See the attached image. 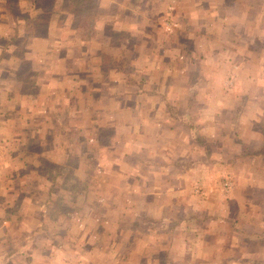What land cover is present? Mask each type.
<instances>
[{"label":"rangeland","instance_id":"1","mask_svg":"<svg viewBox=\"0 0 264 264\" xmlns=\"http://www.w3.org/2000/svg\"><path fill=\"white\" fill-rule=\"evenodd\" d=\"M58 1L54 11L52 7L47 23L28 27L29 20L24 21L23 15L33 11L38 0H0V222L9 219L13 223L10 232L14 244L18 237L26 236L31 258H38L35 264H46L47 258L53 257V243L62 238L67 240L68 233L72 241L80 240L83 232L80 220L89 222L90 226L94 224L90 230L95 234L104 229L103 225L115 220V213L108 209L109 201L116 198L112 195L115 180L110 181L111 176L104 174L107 170L104 164L110 163V173L115 171L113 166L114 169L117 166H112V161L116 158L112 153L124 157L126 154L123 153L128 150H124L123 145L118 149L120 141L128 138V126L123 124L128 121V115L115 118L112 111L130 106L132 98L118 93L129 94L133 87L132 84L125 87L122 80L118 82L109 69L122 66L126 70L127 64L136 67L148 59L154 43L145 44L147 30L160 29L167 35L166 46H180L175 47L178 52L174 64L184 66L178 70V75L169 72L164 76L172 77L171 80L175 76L180 78L173 88L170 85L165 92L162 88L156 96L143 99L146 109L141 113L144 116L150 108L151 123L169 117L164 115V108L176 109L184 102L192 105L196 122H199L198 117H204V122L211 123L216 104L214 100L211 103L205 101L201 95L213 93L219 97L217 99L226 97L229 102L226 109L230 115L216 130L220 136L227 130L231 132V113H237L239 109L237 99L264 92V0H89L92 2L90 26L84 30L79 27L77 33L81 34L75 35H70L65 30L68 25H64L70 24V18L66 19L64 15L69 0ZM19 11L23 15H18ZM152 12L154 17L150 16ZM100 14V26L94 32L91 30L94 17ZM124 14L133 16L125 17L127 25L143 29L137 30L138 33L133 29L113 30L111 26L120 25L119 15ZM115 16L117 20H114ZM71 18V26L75 28L76 21ZM106 24L108 27L103 26ZM32 33L36 38L28 40ZM16 46L22 48L21 55L25 47L29 51L25 55L32 61L28 65L30 71L24 67L28 61L24 66L19 62V47L17 51L13 50ZM249 48L255 51L251 52ZM117 53L118 58L114 60ZM167 53L165 50L161 57L165 59ZM101 62L104 68L99 71ZM66 64L69 67H65ZM212 64H215V70H209ZM234 64L238 68H233ZM199 70L202 75L198 74ZM27 72L28 77L24 78ZM31 75L35 84H24ZM90 87L98 90L101 99L96 101L90 96ZM146 88L154 92L149 85ZM162 93L167 97L166 101L159 99ZM113 94L115 97L109 100ZM201 104L204 116L198 114ZM247 117H240L238 125L243 126ZM114 123H117L116 133ZM256 133L257 130L246 136L253 138ZM117 143L118 147L114 149ZM130 144L141 155L161 160V154L147 145L144 136H138ZM130 144L126 146L131 147ZM98 145L104 149L99 150ZM204 145L209 150L213 147L210 141ZM219 149L223 155H229L228 144ZM53 161L58 163L54 165ZM61 166L63 169L59 168ZM118 175L112 173L113 177ZM119 198L124 204L126 198L130 199L126 195ZM198 203L193 197L184 201L182 217L189 218L193 212L207 216L211 206L205 203V211L199 212ZM219 203L223 204L218 198L213 200V205ZM257 204H261V199ZM72 224L75 227L69 231ZM61 229L62 237L59 235ZM181 229L175 228L173 233L184 242L175 244L171 253L180 260L184 254L197 252L192 242L193 229ZM90 230L86 227L84 235H91ZM198 260L197 264L202 262ZM195 262L191 259L189 264Z\"/></svg>","mask_w":264,"mask_h":264},{"label":"crops","instance_id":"2","mask_svg":"<svg viewBox=\"0 0 264 264\" xmlns=\"http://www.w3.org/2000/svg\"><path fill=\"white\" fill-rule=\"evenodd\" d=\"M58 2L55 0L53 11L57 8ZM36 12L35 7L26 15H23L22 11H19L18 15H23L26 21ZM65 12H67L64 14L65 18H70V24L64 23L68 25L65 30L70 35L81 34V32L77 33L80 31L78 28L71 26L72 15L68 9ZM151 14L150 16H155V13ZM98 17L97 15L94 17V28L91 29L94 32L99 29L102 14ZM125 17L133 16L119 15L120 25H112L111 28L115 31L116 28L118 31L133 29L137 33V30L143 29L141 26L127 25ZM117 18L115 16L114 20ZM103 26L108 27L107 24ZM246 28L249 31L247 26ZM152 31L146 32L148 38L145 44L154 43L150 52L148 51L147 60L145 58L136 67H132L133 64H125L126 70L122 66H110L109 69L110 73L117 77L118 82L122 80L125 87L131 84L133 87L129 90V94L118 93L132 98L130 106L119 107L112 111L115 118H124L128 115L126 117L128 121H123V124L128 126V138L120 141V147L118 143L114 147L119 149L123 145V149L128 150L125 152L123 150V154H126L124 157L112 153L116 158L112 161V166H117L116 169L113 166L115 171L110 173V163L104 164L107 168L104 174L111 176L110 181L115 180L112 195L116 198L108 203V209L115 213V220L103 225L104 229L99 230L98 234L92 231L94 224L90 226L89 222L80 220L79 225L83 229L81 239L72 241L71 235L66 232L68 239L62 240V238L53 243V257L47 258L46 264H189L191 259L196 260L195 264L198 263V259L202 261L199 264H264V92L251 98L246 95L239 97L237 99L239 109L237 113H231L233 122L231 132L227 130L226 134L220 136L217 135L216 130L225 124L223 119L230 115L226 109L229 102L226 97L217 99L219 97L213 93L201 95L205 101L211 103L214 100L216 104L211 123L204 122V117H198L199 122H196L197 117L193 116L192 105L187 102L176 109L164 108V115L169 117L161 121L155 119L156 122L151 123L153 120L148 117L151 116V109L145 111L146 117L141 113L146 109L143 99H147V96H156L162 88L165 92L170 85L173 88L172 86L177 84L178 77L175 76L171 80L172 77L164 76L169 72L178 75V70L184 67L174 64L175 53L178 52L175 47L180 48V46H166L167 35H163L157 28ZM253 32L257 31L253 29ZM232 33L234 35L231 31ZM35 36L36 34L32 33L27 38L34 39ZM254 36L257 34L254 33ZM251 38L247 40L250 41ZM89 40L91 37L87 41ZM83 44H86L85 41ZM16 48L17 46L13 50L16 51ZM249 49L251 52L255 51ZM165 50L168 52V57L164 59L161 54ZM25 53H29L26 47L23 49L22 60L32 62ZM118 54L113 57L114 60H117ZM240 59L241 64H244L242 57ZM22 60L20 59L19 62ZM65 67L69 65L66 64ZM102 67L104 68V65L101 62L98 66L99 71ZM233 68L238 67L234 64ZM211 69H216L215 64H212L209 70ZM198 74L202 75L203 72L199 70ZM32 83L35 84L34 76ZM148 85L154 92L148 91L149 89L146 88ZM91 92L90 96L94 97V100L101 99L102 95L96 88L91 89ZM229 94L230 92L227 93ZM194 96L196 95L192 97ZM112 97L115 95L108 99ZM166 98L163 93L159 96V99L164 101ZM199 106L201 112L198 114L204 116L203 104ZM207 110L210 112L208 106ZM242 116L248 117L244 125L239 126ZM113 130L116 133L117 123L113 124ZM256 130L255 137L246 136L247 133H255ZM138 136L145 137L147 145L161 154V160L141 155L136 147L132 148L133 145L130 143L135 142ZM206 141H210V145H213L210 150L204 145ZM96 142L100 143V140ZM127 143L132 146L127 147ZM226 144L230 147L229 155H223L219 149ZM98 148L103 150L104 146L98 145ZM175 151L177 155L174 154ZM56 163L58 161H53L54 165ZM59 168L63 169L62 166ZM112 173L119 175L113 177ZM122 195H126L128 199L130 197L129 200L126 198L125 204L119 198ZM189 197L199 202L197 204L199 212L205 211V203L211 206L210 211L206 213L207 216L193 212L189 218L182 217L181 210L185 208L183 203ZM217 198L223 204L213 205V200ZM259 199H261L260 205L257 204ZM61 201L66 204L64 199ZM12 224L9 219L0 222V264H35L38 258H31L30 251L27 250L26 236L18 237L14 244L15 239L11 237L10 232ZM99 226L102 229V223ZM73 227L74 224L69 231ZM86 227L87 231L92 229L91 235H84ZM186 227L194 231L192 242L197 252L184 254L180 260L178 256L171 255L172 247L184 241L180 240L175 232L173 233V229L183 230L181 228ZM59 235L62 237V229L59 230ZM159 246H162L163 250ZM51 258L53 260H50Z\"/></svg>","mask_w":264,"mask_h":264},{"label":"trees","instance_id":"3","mask_svg":"<svg viewBox=\"0 0 264 264\" xmlns=\"http://www.w3.org/2000/svg\"><path fill=\"white\" fill-rule=\"evenodd\" d=\"M38 4L36 5V14L31 17L28 22V27L30 25H36L38 23H47L49 21L50 18V13L52 11V7L54 6L55 0H38ZM7 2H9V0H7ZM10 4V3H9ZM91 4L92 2L89 0H69V6H68V11L69 13L72 15L73 20L76 21V27L75 28H79L82 27L83 29H88L90 26V22L88 21L90 19L91 13H92V8H91ZM11 5V4H10ZM12 7L10 6V10ZM86 15H83L84 12H86ZM83 21H87L86 24H82ZM33 26V27H34ZM23 46V45H22ZM19 46H17L18 48ZM16 48V51H17ZM21 51L22 48L19 47L18 48V54L20 59H23V55H21ZM27 62L26 60H22L21 61V65H25ZM31 63L28 62L24 67L27 66V70L30 71L29 66ZM28 77V72L27 75H24V78ZM32 77L33 75H31L30 80L25 81L24 84H31L32 83ZM23 91H26L25 89H22Z\"/></svg>","mask_w":264,"mask_h":264}]
</instances>
